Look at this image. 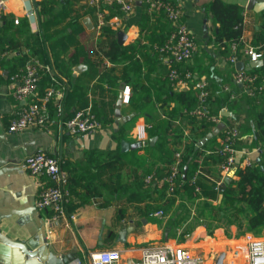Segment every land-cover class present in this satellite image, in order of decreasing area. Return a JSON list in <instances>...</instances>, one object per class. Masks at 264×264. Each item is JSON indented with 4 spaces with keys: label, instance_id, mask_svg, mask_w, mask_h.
Masks as SVG:
<instances>
[{
    "label": "crops",
    "instance_id": "crops-1",
    "mask_svg": "<svg viewBox=\"0 0 264 264\" xmlns=\"http://www.w3.org/2000/svg\"><path fill=\"white\" fill-rule=\"evenodd\" d=\"M41 1L8 0L7 12L1 22L3 24L5 18H11L13 23L10 31L9 28L6 30L9 33L15 32L16 35L19 34L16 30L20 27V20L24 19L30 32L40 35L41 23L44 20V17L40 15V6L38 5ZM71 1L73 15L81 16L85 28L81 40L86 43L87 35L89 34L91 37V40H89L91 43L89 45H96L94 52L96 53V58H98L100 53L97 42L101 40L100 38L104 37V33L103 31L99 33L96 29L94 11L86 9L88 0ZM210 1L179 0L178 5L181 7L183 18L198 43V52L195 54L190 65L193 66L195 64V73L197 76L210 77L208 80L212 94L225 85H229L232 88V85H234L232 75L237 68L229 63L227 56L222 55L217 50V46L214 43L216 29L212 21V16L206 9ZM223 1L240 4L245 9L249 3V0ZM145 2L146 0H134L135 6L133 12L126 17H122L123 28L121 30L127 34V39L123 45L132 44L138 38H141L144 44L154 48L155 52L151 51L150 56L141 58L140 68H138L137 73L132 72L130 69L126 70V66L123 65L108 64V69L118 81L116 87H107L108 90L103 92L105 96L100 94V87H95V79L90 84L85 83V72L88 70L86 63L82 62L74 66L73 78L68 79L59 73L50 52L47 51L51 57V61L48 63L53 66L54 75L67 88L68 94L66 93L65 98L67 97L66 106L70 110V114L75 111L76 107H80L81 103L86 99L88 100L87 106L91 105L95 111H97L98 107L94 105V101H102L104 99L108 103L106 109L110 113V103L112 102L110 92L117 90L118 96L113 103V120L106 122L104 115H102L100 117L102 128L97 132L72 135L57 123L51 124L48 128H28L21 132H9V124L16 117L18 111L29 101V99L18 100L15 98L13 91L17 83L12 79L16 73L13 71L20 65L21 59L28 56L27 52L30 53L29 56L38 57L32 53L25 42L24 35L21 34L15 36L12 45L10 44L8 47H5L7 48L6 50H3L5 49L4 46L0 45V56L6 53L2 59V70L0 72V136L6 138L7 141L5 143L3 140H0V157L7 158L8 155L13 154L19 161H24L28 155L42 151L56 156L60 162L65 163L68 161L74 163L86 161L85 156L87 151L93 149L104 151L115 150L118 147V143L113 134L124 125L117 120L115 115V105L120 95V85L122 82H125L131 91L134 82L140 85L142 87L140 97L146 93L148 98L154 100V105H160V99L163 94L162 87L166 79L165 74L166 72L169 73L170 68L174 67L176 63L171 58L160 54L157 49L158 46L155 44L151 46L155 43V38L152 35L155 34L154 25L160 16V12L150 14L147 11ZM257 4H264V2L260 1ZM62 5L58 4L55 7V12L59 11ZM29 7H32V10H28ZM89 10L91 11L89 12ZM259 13L246 9L243 33L246 40L250 43L252 42L255 31L258 29L257 14ZM29 15H32L31 21ZM144 15L146 16L144 17ZM87 18H90L93 22V28L91 29L87 28L84 23ZM16 19L19 20L18 23H16ZM143 20L147 22V27L144 30L145 33L141 31V26L139 25ZM114 31L109 37H104L102 41L108 43L114 38L117 39V32L119 30ZM78 66H81L79 72L77 71ZM44 76L50 77L49 84H51V75H41L40 92L43 90V83L47 85L46 81H43L45 80ZM129 78L130 82L128 81ZM174 89L181 90L179 88ZM189 90L193 89L191 88ZM154 105H151L147 111H155L156 114H162L160 108H156L157 110L154 109ZM99 106H103L102 103H99ZM236 107L240 113V119L236 118L235 114L231 112L233 116H229L227 120H222V110L226 109L222 108L219 114L221 115L220 122H225L226 126L236 121L240 122L241 136L237 144L239 146L238 149L241 152L247 151V156L254 160L259 156V151L248 148L253 136L249 112L242 103H237ZM121 113L125 117L132 116L134 113H136L135 117L138 115V112L130 107L129 102H124L121 107ZM133 118L129 120L130 123L126 130V135L130 139L128 142L131 143V147L126 150L129 152L143 147L146 141H150L152 138L148 130L146 131V138L139 139L136 137V133L141 129V126L147 124V121L145 115H141V117L135 120ZM217 124L214 125L212 130L216 128ZM247 124L251 128L250 131L246 128ZM188 133L189 129L186 128V135ZM219 139L220 137L218 138V143ZM138 153L143 154V151L140 150ZM135 154L134 152L129 153L130 160L135 159ZM242 157L243 154L239 153V158L241 159ZM137 160L141 161L139 159ZM119 163L117 160L110 159L104 163L103 170L99 173L97 180L98 185L100 186L101 184L103 187L100 195H94V192L84 189L82 186L76 188L75 192L78 196V199L75 200L76 203L69 201L66 205L65 215L51 223H48L47 219L51 218L54 212L51 210L52 215L50 216L47 214L49 209L40 210L35 207L41 187L52 185V182L47 176H35L24 170L15 172L20 178L18 185H10L4 183L3 179H0V213L8 214L11 210L21 213L11 216L6 225H4V230L7 231L12 239L19 241L29 240L36 234L40 237L41 233L45 234L48 238L50 248L57 256H65L71 259L72 261L69 264H76L78 260L82 262L81 264H90L91 254L103 249H117L121 252L130 251L133 258L131 261L136 262L139 260L140 249L150 245L164 243H173L191 249L195 255H202L205 258V264H216L218 257L223 253L225 254L223 264H231L230 261L232 259L235 260L233 264H249L244 254L246 247L244 238L246 234L242 237H228L223 227H219L209 234L207 226L200 225L191 234L183 235V229L180 228L172 236L170 234L171 225L169 224L168 216L159 214L160 211L155 215H145L143 213V210L149 202L147 199L142 196L129 198L126 193L118 195L112 192L113 188L117 187L116 182H113V177L119 171L118 168L123 167ZM212 174L221 176L223 180H225L226 176H229L231 181L236 179L237 176L236 173L223 172L222 167L218 171L210 168L200 169L196 178V181L202 185L201 187L198 184L200 188L199 192H202L203 196L205 195V197L211 198L210 200H213L210 197L212 193L217 192L214 196L215 200L213 201L216 204L221 199V185L219 187L216 184H220V182H215ZM210 180L214 181V185L210 184ZM10 192L17 197L14 202ZM7 200L13 203L9 207H4L3 204ZM19 200L22 202L26 201V204L21 205ZM70 204H72V207ZM73 204L80 205L74 208ZM191 211L194 213V208H191ZM123 230L126 231L125 242L120 240V233ZM259 233L264 237V230ZM237 248L241 249L242 252L237 254ZM125 264L131 263L126 261Z\"/></svg>",
    "mask_w": 264,
    "mask_h": 264
},
{
    "label": "trees",
    "instance_id": "trees-1",
    "mask_svg": "<svg viewBox=\"0 0 264 264\" xmlns=\"http://www.w3.org/2000/svg\"><path fill=\"white\" fill-rule=\"evenodd\" d=\"M166 1L176 5L179 0ZM71 2V0H42L38 3L40 15L44 17L40 35L30 32L24 19L20 20V27L16 31L24 35L25 42L34 55L45 63H50L52 57L59 73L68 79L73 78L74 66L82 62L86 63L88 70L85 72V83L90 84L95 79V87H100V94L105 96L103 92L110 87H116L118 81L108 69L107 63L123 65L126 66V70L130 69L137 73L141 58L150 56V53L155 52V49L144 44L141 38L129 45H120L116 38L105 43L102 39L115 32L106 27L103 31L104 37L97 42L100 56L96 58L94 52L96 45H89L91 43L89 42L91 40L89 34L86 43L81 40L85 28L81 16L73 15ZM58 4H61L62 7L55 12V7ZM206 9L212 16L215 29H218L214 37L217 50L228 57L231 53L232 43L244 44L242 37L244 35L243 23L246 9L240 4L227 3L223 0H211ZM159 15L155 25L153 24L155 34L152 36L155 38V43L151 46L154 44L158 47L163 45L173 30L165 13L160 12ZM257 17L258 29L255 31L251 43L258 47V51L264 55V11L257 14ZM12 23L11 18H5L0 28V45L4 48L12 45L15 36L19 35H16L15 32L9 33ZM139 25L141 31L145 33L147 22L143 20ZM8 28L9 31L6 30ZM47 51L50 52L51 57ZM239 57L242 58V54H239ZM26 61L27 56L21 59L20 65L13 72H18ZM189 68L193 72L196 71L195 64L189 65ZM252 71L264 75V65L255 67ZM167 76L168 72L165 74L166 79L162 87L163 94L159 106L154 105V100L148 98L146 93L140 97L142 87L135 82L130 93V107L138 112L133 120L145 115L147 124L152 126L148 130L150 137H158L155 144L151 145L150 141H146V144L141 148L123 152L120 147L122 140H130L126 135L129 121L113 134L118 143L115 150L93 149L87 151L86 161L61 162L62 168L65 171L69 170L67 188L73 197L70 202L76 203L75 200L78 199V196L75 189L81 186L94 192V195H100L103 187L101 184L98 185L99 173L103 170L102 167L108 159L117 160V162L124 163L125 168L119 167V171L113 177V182H116L117 187L113 188L112 192L118 195L126 193L129 198L142 196L147 199L149 202L143 213L155 215L157 212L163 211V215L169 218L172 236L180 228L183 229V235L191 234L200 225H206L209 234L219 227L227 226L229 229L235 224H238V227L246 225L248 232L264 230V90L257 93L256 96L250 97L243 92L241 86L232 85L234 91L243 92L242 95L240 94L239 100L242 102L238 101L237 103L244 105L249 112V119L254 123L252 141L248 148L257 149L259 156L251 164L239 166L236 171V179L226 185L225 182L222 184L220 187L221 199L215 204L213 200L203 196L202 192L196 191L198 184H201L195 180V177L199 169L210 168L218 171L222 167L225 158L220 154L218 138L222 136L223 132L196 149L197 144L207 133L212 131L215 124L207 119L190 115L189 110L198 104L197 91L194 89L189 91L175 90ZM47 77L43 80L46 81L47 85L42 82L43 90L41 92L50 85V77ZM208 78L210 79V77ZM128 81L130 82V78ZM110 93L112 97L110 113L106 109L108 103L104 99L94 101V105L98 107L97 111L94 110L97 118L100 120V117L104 115L106 122L113 120V103L118 96L117 90ZM66 102L67 97L64 105V117L66 119L77 110L88 105L86 99L80 107H76L75 111L70 114ZM99 103H102L103 106H99ZM208 103L213 114L219 115L222 108H226L229 112H233L236 118L240 119V113L236 107L237 103L230 102L229 94L224 90V86L210 95ZM151 105H154L155 110L160 108L162 114H156L155 111L148 112L147 109ZM51 115L55 119L56 110L52 106ZM227 118L229 116H222V120H227ZM186 128L189 129L187 135ZM246 128L248 131L251 130L249 124ZM237 148H239L238 145ZM140 150L143 151V154L138 153ZM131 152L136 153L134 160H130L129 153ZM177 153L181 155L182 174L171 191L165 177L171 172L177 160ZM188 161L189 167L184 178V167ZM149 175L152 176L151 183H146L145 179ZM70 205L72 207V204ZM79 205L73 204L74 208ZM191 208H194V213ZM51 212L49 210L47 214L51 216Z\"/></svg>",
    "mask_w": 264,
    "mask_h": 264
},
{
    "label": "built area",
    "instance_id": "built-area-1",
    "mask_svg": "<svg viewBox=\"0 0 264 264\" xmlns=\"http://www.w3.org/2000/svg\"><path fill=\"white\" fill-rule=\"evenodd\" d=\"M7 1L0 0V28L1 21L7 12ZM145 3L150 14L164 12L167 20L172 25L173 30L170 36L157 49L160 54L171 58L176 63L168 73V79L172 86L184 91L191 88L197 91L198 104L189 110V114L207 119L214 124L219 123L221 115L213 114L208 103L211 95L208 78L197 76L189 68L191 61L198 52V43L183 18L181 7L166 0H146ZM134 6V0H88L86 3V9L94 11L95 26L99 33L104 31L106 27L121 30L123 28L122 17L130 15L134 10ZM28 10H32V7H29ZM31 18L32 15H29L30 21ZM18 22L19 20L16 19V23ZM242 42H244L243 45L239 43L231 44V53L228 56L229 63L233 66H236L238 62L245 64L243 70L236 69L233 72L232 80L234 85L243 88V92L250 97H254L264 90V75L252 71L255 67H252L251 63L263 61L264 55L258 51V47L248 42L244 35ZM5 54L0 56V72ZM239 54H242V58L239 57ZM27 55V61L13 75L12 79L17 83L13 91L15 98L18 100L29 99V101L18 111L16 117L9 124V132H21L28 128H48L54 123L62 126L72 135L101 130V121L97 118L91 105L77 110L67 119L64 117V98L67 88L54 75L51 64L29 56V52H27ZM43 74L51 75V84L43 92H40V80ZM224 90L229 94V100L233 104L240 100V94L243 93L234 91L229 85H225ZM130 93V87L126 86L124 90L125 103L129 102ZM51 106L56 110L55 119L51 115ZM151 128L152 126L149 124L141 126V129L136 133V137L139 139L146 138V131ZM240 135L241 124L238 121L226 126L223 130L219 139L220 154L225 158L222 165L223 172L234 174L239 166H247L253 161L251 157L247 156V151L241 152L237 148ZM239 153L243 154L241 159ZM176 156L177 160L171 172L165 177L171 191L182 174L181 155L177 153ZM24 170L35 176L45 175L52 182V185L41 187L35 203L37 209H49L54 212V215L48 218L47 222L51 223L64 216L66 205L71 200L72 193L67 188L69 173L62 168L60 160L46 152H35L24 160L21 171ZM199 172L200 169L196 173L195 180ZM151 180V175L145 179L146 183H151ZM224 182L225 180L222 184ZM196 191H200V188L197 187ZM159 214H163V211H160ZM244 241L246 242L244 254L248 259V263L264 264V237L259 232H248ZM241 252L242 250L237 248L236 253ZM132 259L130 251L121 252L117 249H103L91 254L90 264H125L126 261L131 264H205V258L202 255H195L191 249L173 243L150 245L139 250L138 261H131ZM234 261L232 259L230 263L233 264ZM81 263L78 260L76 264Z\"/></svg>",
    "mask_w": 264,
    "mask_h": 264
},
{
    "label": "water",
    "instance_id": "water-1",
    "mask_svg": "<svg viewBox=\"0 0 264 264\" xmlns=\"http://www.w3.org/2000/svg\"><path fill=\"white\" fill-rule=\"evenodd\" d=\"M264 2V0H249V3L246 6V9L249 11H255V12H261L264 10V4H257V2ZM87 28H93V22L90 18L85 19L84 21ZM218 29H216V32ZM127 39V34L123 30H119L117 32V41L120 45H123L124 42ZM245 64L243 62H238L236 65V68L238 70H243ZM261 65H264L263 61L258 62H252V67H259ZM249 68V66H248ZM81 69V66L77 67V71L79 72ZM125 82H122L120 85V95L115 105V115L117 120L121 124H125L127 121L135 117L136 113H134L132 116L125 117L121 113V107L124 104V90H125ZM223 116H233V113L227 111L226 109L222 110L221 113ZM251 126L254 130V123L251 122ZM226 128L225 122H219L216 126V128L209 133L206 134L204 138L197 144L196 149L206 144L209 140H211L213 137L218 136L224 129ZM158 139L157 136L152 137L150 139L151 145H154L156 140ZM0 140H3L5 143L6 138L3 136H0ZM139 146V145H138ZM131 147V143L122 140L121 143V150L125 152L127 149ZM14 150V149H13ZM10 154V153H9ZM31 155V154H30ZM29 156V155H28ZM190 161V160H189ZM184 167V175L183 177H186V172L188 170V164ZM24 161H19L16 156L13 154L8 155L7 158L0 157V179L4 180V183H8L10 185H14L20 182V178L16 175L15 172L21 171V166ZM231 181V178L229 176L225 177V185L228 184ZM5 185V184H4ZM11 193V192H10ZM12 194V200H16V195ZM19 194V193H18ZM17 194V195H18ZM20 204H26V201L22 202L21 200ZM12 201H6L4 202V207H9L13 203ZM34 208V207H33ZM21 211V210H18ZM20 212H15L14 210H11L8 212V214H2L0 213V264H69L71 262V259L66 258L65 256H57V254L54 253V251L50 248V245L48 244V238L45 234L41 233V237L36 234L33 238L29 240H15L12 239L7 231L4 230V225H6L7 221L10 219L11 216L14 214H19ZM21 214V213H20ZM125 235L126 231H122L120 233L121 241L125 242ZM225 254H221L216 264H223Z\"/></svg>",
    "mask_w": 264,
    "mask_h": 264
},
{
    "label": "rangeland",
    "instance_id": "rangeland-1",
    "mask_svg": "<svg viewBox=\"0 0 264 264\" xmlns=\"http://www.w3.org/2000/svg\"><path fill=\"white\" fill-rule=\"evenodd\" d=\"M119 164L122 165V166L125 165L124 163H119ZM121 168L124 169L125 166H123ZM212 176L214 177V181L215 182H220V184H218V183H216V184L219 187H220V185L222 186V182L224 181L222 179V177L221 176H218V175H215V174H212ZM214 181L210 180V184H213L214 185ZM215 194H217V192L216 193H212V196H210V197H212L213 201L215 200V198H214ZM238 226H239L238 224H235V225H233V226L230 227V230L227 228V226H224L223 228L225 230L226 236H228V237L229 236H231V237H233V236H240V237H242L244 234H247L248 231L246 229V225H243L241 227H238Z\"/></svg>",
    "mask_w": 264,
    "mask_h": 264
}]
</instances>
